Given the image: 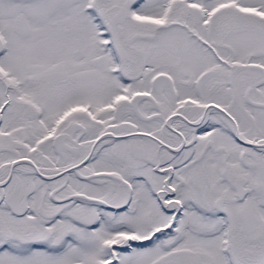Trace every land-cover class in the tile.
Instances as JSON below:
<instances>
[{
	"label": "snow or ice",
	"instance_id": "6c2138e0",
	"mask_svg": "<svg viewBox=\"0 0 264 264\" xmlns=\"http://www.w3.org/2000/svg\"><path fill=\"white\" fill-rule=\"evenodd\" d=\"M0 264H264V0H0Z\"/></svg>",
	"mask_w": 264,
	"mask_h": 264
}]
</instances>
